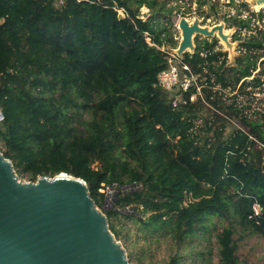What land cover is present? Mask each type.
<instances>
[{"label":"trees","instance_id":"obj_1","mask_svg":"<svg viewBox=\"0 0 264 264\" xmlns=\"http://www.w3.org/2000/svg\"><path fill=\"white\" fill-rule=\"evenodd\" d=\"M142 5L152 17H138ZM172 11L164 0H0V150L19 177L83 178L116 238L122 219L132 220L178 248L202 238L200 264H243L239 241L264 236V113L249 117V105H237L235 94L227 102L223 89L264 84V66L245 78L264 55V35L240 43L237 67L223 68L215 40L186 55L192 72L206 76L203 97L217 110L197 128L200 98L188 100L192 89L173 107L171 92L156 83L168 67L156 46L175 43L158 18ZM249 21L233 18L238 27ZM134 181L139 189L119 191L103 207L100 189ZM255 202L262 209L250 217ZM132 205V214L119 211ZM178 253L166 264H178Z\"/></svg>","mask_w":264,"mask_h":264},{"label":"water","instance_id":"obj_2","mask_svg":"<svg viewBox=\"0 0 264 264\" xmlns=\"http://www.w3.org/2000/svg\"><path fill=\"white\" fill-rule=\"evenodd\" d=\"M244 1L264 8V0ZM176 26L179 37L174 45H165L167 51L185 60L196 50V36L216 38L226 54L224 67H237L236 58L241 53L236 46L241 40L231 39L235 25L225 30L221 17L216 23L202 24L197 15L191 19L181 15ZM139 188L136 181L121 188L110 187L111 202L106 206L105 196L103 207L112 206L119 191L125 194ZM135 208L132 205L119 211L132 214ZM0 264L130 263L83 178L59 172L24 180L0 150Z\"/></svg>","mask_w":264,"mask_h":264},{"label":"rangeland","instance_id":"obj_3","mask_svg":"<svg viewBox=\"0 0 264 264\" xmlns=\"http://www.w3.org/2000/svg\"><path fill=\"white\" fill-rule=\"evenodd\" d=\"M164 1L166 6L173 7L172 15L169 17V19H166L163 15H161L158 20L160 23H163L168 26L175 42H177V39L179 37L178 29L175 25V22L177 18L182 15V12H184L185 9L188 7H191V11L188 12V17H190L192 14H194V16H200L201 18H199L202 20V24H211V22L216 21L217 16L223 18V20L225 17L233 15H237L238 17L244 19L250 18L249 27L239 28L237 34L238 38L245 39L251 34H255L257 36L264 35V18L259 17L260 12L264 13V8L258 6L257 4H252L243 0H200L203 2V5L199 9V0ZM60 2L61 1H59V3ZM244 2L245 5H242V3ZM201 10H204V16H206L207 18L202 17L203 15L200 12ZM118 14L119 17H123V14H121V12L118 11ZM138 15L148 19L152 17V12L147 6L142 5L139 7ZM259 30H261V32H259ZM208 39L210 40L211 38ZM195 43L201 45V42H199L197 38H195ZM219 44L220 42L216 41L215 49L219 50L223 48V45L220 46ZM200 48H202V46H200ZM238 49L239 44L236 46L237 51ZM219 58L222 59V56ZM263 66L264 56L260 57L257 60L256 67L253 69V71H251L250 76L245 77L246 80H250V78L253 77V74H258L263 68ZM260 75L263 77L262 74ZM219 88V84H216L213 89L216 90ZM223 90L228 96L226 100L227 102H231V97L233 94H235V102L237 105H249L245 108V112L249 115V117L258 118L260 120L263 119L264 84H261L260 87L247 86L246 88L241 90L237 88L236 93L235 90L229 91L228 88H225ZM246 90H249V93H246ZM198 106L196 109H198ZM214 112H217V110H215ZM202 118L203 121L198 119L195 121L197 128L204 121H209L211 119V117ZM233 124L236 123L234 122L229 124V128H231ZM21 178L24 180H29L27 176H22ZM100 191L104 192L105 196H107L106 206H108L109 202H111L112 190L110 189V187H107L105 189H100ZM122 221L124 222L121 234L122 236L115 238L125 248L127 257H129V255L132 256V263L129 262L130 264L138 262L136 256L141 257V262L139 264H166L175 255L176 251L179 252L178 264H200V262L197 260L196 252L205 246V240H203L202 238H195L190 243V245L187 246L188 248L182 249V247L178 248L177 245L168 240L161 239L155 241V239L147 237V235L140 228V226L132 220L122 219ZM238 256L243 264H264V236L252 235L240 240L238 247ZM216 260L217 259L215 257L214 261L216 262Z\"/></svg>","mask_w":264,"mask_h":264},{"label":"built area","instance_id":"obj_4","mask_svg":"<svg viewBox=\"0 0 264 264\" xmlns=\"http://www.w3.org/2000/svg\"><path fill=\"white\" fill-rule=\"evenodd\" d=\"M116 10L117 12H121V14H123V17L127 15L123 7H117ZM138 17H140V19L142 20H146V18H143L142 16L138 15ZM146 39L150 45H155L150 41V38L148 36H146ZM156 47L165 53V58L167 59L168 63V67L158 73L156 83L163 89L171 92L172 106L176 107L181 103H187V99L183 95V93L188 92L192 89L188 100L194 102L196 99L200 98L198 109H196L195 111L196 119L194 120V122L197 119L203 121L202 117H212L216 108L203 97L202 91V87L209 86L206 81V76L201 75L200 73L192 72L190 66L184 60L179 59L175 54L167 51L165 45ZM199 53L200 55L205 54L204 51H200ZM213 63L217 64V61ZM203 70L207 71L206 67H204ZM211 80H213L212 74ZM261 209L262 207L260 206V204L255 202L252 205V214L250 215V217L259 216Z\"/></svg>","mask_w":264,"mask_h":264},{"label":"flooded vegetation","instance_id":"obj_5","mask_svg":"<svg viewBox=\"0 0 264 264\" xmlns=\"http://www.w3.org/2000/svg\"><path fill=\"white\" fill-rule=\"evenodd\" d=\"M244 1V0H243ZM245 3V2H244ZM203 5V4H202ZM201 5V6H202ZM247 5V4H246ZM201 6L199 7L198 6V8L200 9L201 8ZM191 11V7H188V8H186L185 9V11L184 12H182V15H184L186 18H193V16H194V14H192L190 17H188V12H190ZM201 12V14L203 15L202 17L203 18H207L206 16H204L205 14H204V10H201L200 11ZM185 14H187V15H185ZM235 16H237V15H233V16H227V17H225L224 18V21H225V30L229 27V26H231V25H235L234 24V22H233V18L235 17ZM200 17V16H199ZM201 18V17H200ZM218 18H219V16H217L216 17V21H214V22H211V24H213V23H216L217 22V20H218ZM261 18H264V16L263 17H261ZM202 21V20H201ZM236 27H237V29H236V31H234V33H233V35H232V38L231 39H239V40H241V42H244L245 41V39H241V38H238V36H237V34H238V30H239V28L240 27H238L237 25H235ZM195 38H197L198 39V41L199 42H201L202 40H207L208 42H212L214 39L216 40V41H219L218 39H216V38H211L210 40L208 39V38H202L201 36H196ZM220 42V41H219ZM240 42V43H241ZM240 43H239V49H238V51L241 53L240 55H243L244 53H245V51L243 50V48H242V46L240 45ZM175 44V43H174ZM220 46H222V44H221V42H220V44H219ZM263 45H264V41H263ZM200 46H202V45H200ZM196 48H197V44H196ZM202 48H203V46H202ZM215 49V48H214ZM216 50H218V49H216ZM219 50H221V52H222V49H219ZM196 51V50H195ZM201 51H204V50H201ZM205 52V51H204ZM223 53V52H222ZM224 54V56H225V58H226V54L225 53H223ZM239 55V56H240ZM264 56V55H263ZM260 57H262V56H260ZM259 57V58H260ZM262 60V59H261ZM222 61V59H220L219 58V60L217 61V64H218V62L220 63ZM225 61H226V59H225ZM223 68H225L224 66H223ZM254 75H256V74H253V76Z\"/></svg>","mask_w":264,"mask_h":264},{"label":"bare ground","instance_id":"obj_6","mask_svg":"<svg viewBox=\"0 0 264 264\" xmlns=\"http://www.w3.org/2000/svg\"><path fill=\"white\" fill-rule=\"evenodd\" d=\"M257 5H258V4H257ZM258 6H261V5H258ZM258 6H257V7H258Z\"/></svg>","mask_w":264,"mask_h":264}]
</instances>
